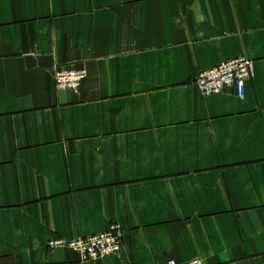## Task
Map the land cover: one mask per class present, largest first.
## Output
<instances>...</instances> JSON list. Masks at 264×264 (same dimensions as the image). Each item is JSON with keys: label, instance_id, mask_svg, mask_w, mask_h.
Instances as JSON below:
<instances>
[{"label": "crops", "instance_id": "obj_1", "mask_svg": "<svg viewBox=\"0 0 264 264\" xmlns=\"http://www.w3.org/2000/svg\"><path fill=\"white\" fill-rule=\"evenodd\" d=\"M239 57L244 98L204 96ZM114 224L116 256L49 248ZM194 259L264 264V0H0V264Z\"/></svg>", "mask_w": 264, "mask_h": 264}, {"label": "built area", "instance_id": "obj_2", "mask_svg": "<svg viewBox=\"0 0 264 264\" xmlns=\"http://www.w3.org/2000/svg\"><path fill=\"white\" fill-rule=\"evenodd\" d=\"M253 62L246 57L226 60L199 74L195 80L196 86L206 97L222 94L233 88L239 98H244L248 82L253 74ZM87 78L84 69H59L54 72L55 86L58 91L79 93ZM123 231L118 225H111L103 233L94 234L74 240H51L50 249L69 248L79 254L85 262H96L111 256H116L122 250ZM165 264H204L200 259L186 263L168 260Z\"/></svg>", "mask_w": 264, "mask_h": 264}]
</instances>
